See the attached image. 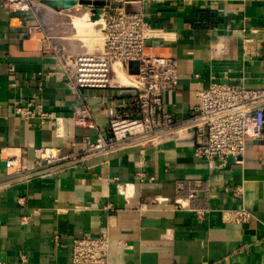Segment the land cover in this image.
<instances>
[{
    "label": "crops",
    "instance_id": "obj_1",
    "mask_svg": "<svg viewBox=\"0 0 264 264\" xmlns=\"http://www.w3.org/2000/svg\"><path fill=\"white\" fill-rule=\"evenodd\" d=\"M144 13L153 32L147 53L178 62V89L164 95L178 120L211 85L264 88V0H154ZM34 23L31 13L0 0V179L9 155L25 154L31 165L36 147L81 154L83 139L96 138L98 126L71 121L79 102L61 83L43 80L38 91L39 74L43 79L53 62L42 53L43 35L27 34ZM31 98L57 127L39 119L29 126L15 114ZM193 145L186 136L94 156L47 179L7 178L0 187V264H72L73 240L105 235L112 240L109 264H264V140H248L243 164L218 172L195 157ZM185 178L211 179L217 210L239 204L233 187L242 186L250 221L230 224L219 211L198 221L171 205L140 211L152 197L172 198L174 182Z\"/></svg>",
    "mask_w": 264,
    "mask_h": 264
},
{
    "label": "built area",
    "instance_id": "obj_2",
    "mask_svg": "<svg viewBox=\"0 0 264 264\" xmlns=\"http://www.w3.org/2000/svg\"><path fill=\"white\" fill-rule=\"evenodd\" d=\"M44 1L6 0L12 10L31 13L35 23L26 26L27 34L43 35L42 53L53 62V69L43 79V74H39L38 91L42 92L45 86L43 80L61 83L79 102L71 121L77 127L98 126L96 138L83 139L87 149L81 154L63 155L58 147H36L31 165L26 162L25 154L9 155L7 174L0 179V187L9 183L6 179L10 177L47 179L94 156H107L128 148L158 147L186 136L193 140L195 157L205 162L210 171L218 172L225 170L230 162L243 164L248 140H264V88L214 84L197 92L199 101L187 118L178 120L166 111L164 95L178 89L180 78L175 59L147 53L153 32L144 5L154 0H110L108 6L100 8L76 4L65 9L49 8ZM94 10H100L94 23H100L95 29L101 35L102 45L89 52L84 50L86 46L71 24L73 16L84 14L93 22ZM63 15L70 19L71 28L63 23L60 26L66 31L54 30L57 24L49 27L54 17L60 19ZM115 65L127 75L134 72L132 76L137 80L129 89L136 90L137 95L123 103V110L117 111L110 118L109 127L103 130L94 116V108L105 107L107 115V93L127 89L114 82ZM111 98V102L116 100ZM90 99L104 102L92 107L87 103ZM14 111L29 126L35 119L42 124L58 125L57 119L43 111L36 98L29 99L25 105H16ZM211 188V179H179L173 184L172 198L152 197L139 209L171 205L174 210L191 213L198 221H204L216 211L222 212L230 224L250 221L252 214L244 203L242 186L233 187L234 199L241 202L222 210L215 209L211 203ZM128 189L125 186L123 194ZM118 244L127 247L125 243ZM111 245L109 235L77 238L73 240L72 264H109Z\"/></svg>",
    "mask_w": 264,
    "mask_h": 264
},
{
    "label": "water",
    "instance_id": "obj_3",
    "mask_svg": "<svg viewBox=\"0 0 264 264\" xmlns=\"http://www.w3.org/2000/svg\"><path fill=\"white\" fill-rule=\"evenodd\" d=\"M110 0H72V1H58V0H46L43 2V4L49 8L57 9L59 7H69L76 4L82 5L84 7L87 6H94L96 8L104 7L109 5ZM100 13V10H94V16L91 18L93 22L98 20V15ZM131 75H134L133 71H130ZM109 97L107 98L106 102H108V108L110 109L109 112L106 115V112L104 111L105 107L100 108H94V116L98 120V124H100L101 128L103 130H106L109 127V120L110 118H113L115 114L117 113V106H120L124 103L125 100L127 102L129 99L135 97L137 95V91L134 89H121L118 91L109 92ZM111 97L116 98V102H111ZM104 102L103 99L99 100H88L87 103L90 106H95L97 104H101Z\"/></svg>",
    "mask_w": 264,
    "mask_h": 264
},
{
    "label": "bare ground",
    "instance_id": "obj_4",
    "mask_svg": "<svg viewBox=\"0 0 264 264\" xmlns=\"http://www.w3.org/2000/svg\"><path fill=\"white\" fill-rule=\"evenodd\" d=\"M99 24H100L99 22L94 23V22L89 21L88 16L84 14L80 16H74L73 22L71 25H72V29L75 31L76 34L77 33L82 34V30H83V32L88 38H95V34L99 32L97 29H95V26ZM78 37L80 39L83 38L82 35ZM114 71L116 73V78L114 82H116L119 86L123 88H132L135 85L136 80H137L136 77L132 75H127L126 73H124L120 69L119 65L114 66Z\"/></svg>",
    "mask_w": 264,
    "mask_h": 264
},
{
    "label": "rangeland",
    "instance_id": "obj_5",
    "mask_svg": "<svg viewBox=\"0 0 264 264\" xmlns=\"http://www.w3.org/2000/svg\"><path fill=\"white\" fill-rule=\"evenodd\" d=\"M61 9H65V7H62ZM73 17H72V19H73ZM46 21H47V19H46ZM51 21H52L53 25H56V24L58 25L57 27H54V30H56L58 32L59 31L60 32L61 31H66L65 29L61 28L60 25L62 23L65 24L66 27L68 26L67 28H71L70 19L66 15H63L62 18H60V19H57L56 17H54ZM48 22H49V20H48ZM74 33H75V31H74ZM80 35L83 36V38L81 40L84 42V45L86 46L84 50H88L89 52H91V51H93L95 49L96 45H102V40H101V37H100L101 35L99 34V32L95 34V38H88L85 35V33L83 32V30H82V34L77 33V36H80Z\"/></svg>",
    "mask_w": 264,
    "mask_h": 264
}]
</instances>
